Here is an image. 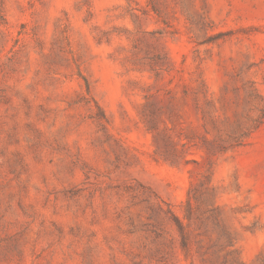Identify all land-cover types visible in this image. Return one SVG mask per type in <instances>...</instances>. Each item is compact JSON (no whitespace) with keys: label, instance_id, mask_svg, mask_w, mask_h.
I'll use <instances>...</instances> for the list:
<instances>
[{"label":"rangeland","instance_id":"rangeland-1","mask_svg":"<svg viewBox=\"0 0 264 264\" xmlns=\"http://www.w3.org/2000/svg\"><path fill=\"white\" fill-rule=\"evenodd\" d=\"M0 264H264V0H0Z\"/></svg>","mask_w":264,"mask_h":264}]
</instances>
